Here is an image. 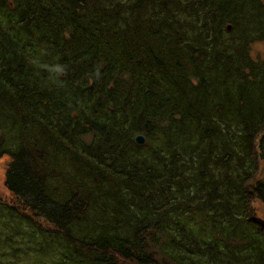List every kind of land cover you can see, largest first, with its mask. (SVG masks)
I'll return each instance as SVG.
<instances>
[{
    "label": "trees",
    "instance_id": "16d2710c",
    "mask_svg": "<svg viewBox=\"0 0 264 264\" xmlns=\"http://www.w3.org/2000/svg\"><path fill=\"white\" fill-rule=\"evenodd\" d=\"M261 42L264 0H0L1 250L264 264Z\"/></svg>",
    "mask_w": 264,
    "mask_h": 264
},
{
    "label": "rangeland",
    "instance_id": "374dc122",
    "mask_svg": "<svg viewBox=\"0 0 264 264\" xmlns=\"http://www.w3.org/2000/svg\"><path fill=\"white\" fill-rule=\"evenodd\" d=\"M251 57L253 59L260 58L264 59V43H255L251 46ZM263 135V137H261ZM260 138H262V142L259 143ZM261 144V148L257 151L259 162L261 163V170H264V133L259 135V139L257 142V148H259ZM10 162V159L7 157H2L0 159V201L5 202L7 204H16V201L14 200V197L11 193L7 191L5 188V174L7 172V166ZM18 205V204H16ZM254 210L257 212V216L260 218H263V206L259 204L257 201H255L253 204ZM35 224L37 226H41L44 229H53V225H49L46 221L40 219V218H34L33 219ZM57 247L49 246L46 252L44 253H34L29 252L25 255H22L23 251H19L18 258H13L8 250L6 252H3L0 247V264H75L72 262L67 263L65 260H62L60 257L61 249H56Z\"/></svg>",
    "mask_w": 264,
    "mask_h": 264
},
{
    "label": "water",
    "instance_id": "95a60500",
    "mask_svg": "<svg viewBox=\"0 0 264 264\" xmlns=\"http://www.w3.org/2000/svg\"><path fill=\"white\" fill-rule=\"evenodd\" d=\"M261 137H263V135ZM135 142H137L139 145H143L145 143L144 142V137L141 136V135H137L136 138H135ZM261 142H262V138H260V140H259V143H261ZM260 148H261V144L259 146V149Z\"/></svg>",
    "mask_w": 264,
    "mask_h": 264
}]
</instances>
